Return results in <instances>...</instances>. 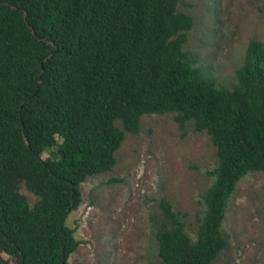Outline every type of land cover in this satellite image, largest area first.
Wrapping results in <instances>:
<instances>
[{
  "label": "trees",
  "instance_id": "trees-1",
  "mask_svg": "<svg viewBox=\"0 0 264 264\" xmlns=\"http://www.w3.org/2000/svg\"><path fill=\"white\" fill-rule=\"evenodd\" d=\"M179 3L0 0V264H67L80 244L66 219L81 183L113 169L144 114L207 131L218 158L196 240L160 199L158 257L211 264L226 249L229 200L244 176L264 172V42L250 40L236 81L219 85L183 49L194 20Z\"/></svg>",
  "mask_w": 264,
  "mask_h": 264
},
{
  "label": "rangeland",
  "instance_id": "rangeland-1",
  "mask_svg": "<svg viewBox=\"0 0 264 264\" xmlns=\"http://www.w3.org/2000/svg\"><path fill=\"white\" fill-rule=\"evenodd\" d=\"M178 10L194 20L183 49L219 85L231 87L249 41L264 42V0H180ZM124 132L113 169L80 185L81 202L66 219L80 244L67 264H163L155 237L166 222L161 198L197 239L204 194L215 179L208 171L218 162L210 135L191 123L181 129L173 113L144 114L138 133ZM19 191L33 206L37 196L23 182ZM223 233L228 246L211 264H264V172L239 181Z\"/></svg>",
  "mask_w": 264,
  "mask_h": 264
},
{
  "label": "water",
  "instance_id": "water-1",
  "mask_svg": "<svg viewBox=\"0 0 264 264\" xmlns=\"http://www.w3.org/2000/svg\"><path fill=\"white\" fill-rule=\"evenodd\" d=\"M55 51H57V50H55ZM40 81H41V79L39 80V83H40ZM39 83H38V85H39ZM38 89V88H37ZM37 89H36V91L35 92H37ZM26 140V143L28 144V141H27V139H25Z\"/></svg>",
  "mask_w": 264,
  "mask_h": 264
}]
</instances>
